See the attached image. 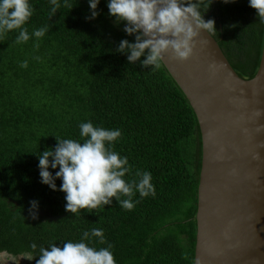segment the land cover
Listing matches in <instances>:
<instances>
[{
    "label": "trees",
    "instance_id": "16d2710c",
    "mask_svg": "<svg viewBox=\"0 0 264 264\" xmlns=\"http://www.w3.org/2000/svg\"><path fill=\"white\" fill-rule=\"evenodd\" d=\"M29 3L34 10L23 27L30 39L16 43L18 29L0 34V249L37 255L50 243L62 247L100 228L106 243L95 237L92 243L112 244L116 264H194L201 146L182 90L163 64L143 66L145 57L129 64L116 51L135 35L109 15L107 0H99L95 18L88 0H57L54 14L51 0ZM202 12L215 21L211 35L239 76L253 77L264 40L257 10L249 0H212ZM44 27L43 37L32 36ZM88 121L121 131L113 148L132 167L125 179H137L136 170L151 172L154 196L137 193L130 211L112 197L111 204L72 214L62 180L56 190L41 183L38 155L54 149L56 136L80 139L79 125ZM58 170L49 166L53 175ZM33 200L36 219L29 213Z\"/></svg>",
    "mask_w": 264,
    "mask_h": 264
},
{
    "label": "clouds",
    "instance_id": "9594fccd",
    "mask_svg": "<svg viewBox=\"0 0 264 264\" xmlns=\"http://www.w3.org/2000/svg\"><path fill=\"white\" fill-rule=\"evenodd\" d=\"M88 2L91 18H95L99 0ZM51 3L54 14L58 9L55 7L57 0H51ZM211 3L212 0H107L109 15L114 16L117 22L126 21L124 31L135 35L134 42L122 39L116 51L127 54L129 64L145 57L140 63L151 66V69L161 67L164 54L169 50L171 59H188L201 30L208 33L216 30L215 21L205 20L202 12ZM249 5L257 10L259 21L264 23V0H249ZM33 10L29 0H0V34L18 29L15 42H27L30 35L23 25ZM47 31L46 27L40 28L32 36L39 39ZM20 66L26 68L27 61L21 62ZM79 129L80 139L56 136L58 143L54 149L48 148L38 155L41 183L56 190V179L62 180L59 190L66 193V211L76 214L82 209H97L111 204L112 197L123 209L130 211L138 202L133 200L137 193L140 197L155 195L151 172L136 170L137 179H125L126 174H132V167L126 156L114 151V142L121 137L119 129L94 126L91 121L80 123ZM49 166L52 169L59 167L55 175L49 171ZM38 206L37 201H31L29 213L33 219L37 218ZM94 237L99 243H106L103 230L92 228L85 230L79 241H65L62 247L53 242L48 247H41L37 255L28 252L16 255L0 249V264H8L9 261L19 264L21 258L33 260L35 256H39L36 264H116L113 245L108 243L106 247L97 248L92 243ZM30 247L35 251L37 245L32 243Z\"/></svg>",
    "mask_w": 264,
    "mask_h": 264
},
{
    "label": "water",
    "instance_id": "95a60500",
    "mask_svg": "<svg viewBox=\"0 0 264 264\" xmlns=\"http://www.w3.org/2000/svg\"><path fill=\"white\" fill-rule=\"evenodd\" d=\"M195 40L188 59L162 62L200 133L194 264H264V40L249 79L207 30Z\"/></svg>",
    "mask_w": 264,
    "mask_h": 264
},
{
    "label": "flooded vegetation",
    "instance_id": "af4514ba",
    "mask_svg": "<svg viewBox=\"0 0 264 264\" xmlns=\"http://www.w3.org/2000/svg\"><path fill=\"white\" fill-rule=\"evenodd\" d=\"M205 14H207V13H204V12H203V16H204ZM209 15H210V13H209ZM210 34H211V33H210ZM215 40H216V39H215ZM216 41H217V40H216ZM217 42H218V41H217ZM23 259H24V258H23ZM8 264H16V263H15V261H9ZM25 264H32V260H28V259H27V262H25Z\"/></svg>",
    "mask_w": 264,
    "mask_h": 264
},
{
    "label": "rangeland",
    "instance_id": "374dc122",
    "mask_svg": "<svg viewBox=\"0 0 264 264\" xmlns=\"http://www.w3.org/2000/svg\"><path fill=\"white\" fill-rule=\"evenodd\" d=\"M25 262H27V259L26 258H21V260L19 261V264H25ZM16 263V262H15Z\"/></svg>",
    "mask_w": 264,
    "mask_h": 264
}]
</instances>
